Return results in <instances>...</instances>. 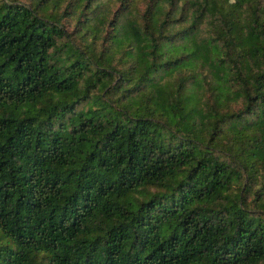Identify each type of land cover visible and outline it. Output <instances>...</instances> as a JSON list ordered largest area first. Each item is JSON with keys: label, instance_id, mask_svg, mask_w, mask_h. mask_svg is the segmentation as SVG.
Listing matches in <instances>:
<instances>
[{"label": "trees", "instance_id": "16d2710c", "mask_svg": "<svg viewBox=\"0 0 264 264\" xmlns=\"http://www.w3.org/2000/svg\"><path fill=\"white\" fill-rule=\"evenodd\" d=\"M143 1L138 63L111 47L132 0L107 22L93 0H0V264H264V0L242 48L210 0ZM207 21L214 56L159 53ZM212 73L227 91L193 105ZM162 80L160 111L134 100Z\"/></svg>", "mask_w": 264, "mask_h": 264}, {"label": "rangeland", "instance_id": "374dc122", "mask_svg": "<svg viewBox=\"0 0 264 264\" xmlns=\"http://www.w3.org/2000/svg\"><path fill=\"white\" fill-rule=\"evenodd\" d=\"M22 4L29 5L35 0H17ZM86 0H79L78 6L82 3H85ZM254 0H210V3L213 7L219 10L226 18L233 19L234 26V35H235V46L236 48H242L251 42L255 36L251 33L252 28L248 29L250 26V15L245 12V5L253 2ZM143 0H132L130 11L124 15V17L119 22V31L120 35L115 32L111 45L113 53L116 55L123 54V61L130 59L131 56L136 57L137 62L141 63L144 60L143 53L145 51V40L139 34V23L137 20V9L143 4ZM185 3V0L179 1V8ZM64 4V3H63ZM61 4V9L63 8ZM77 6V7H78ZM121 6V0H93L92 7L96 9V17L102 18L107 22L109 17L112 16V12ZM165 6L164 2L159 3L158 10ZM261 16L264 17L263 9H260ZM97 19V18H96ZM95 19V20H96ZM75 17L73 14L66 16L63 20V25L69 30L74 29ZM97 21V20H96ZM122 26V27H121ZM102 27H96L94 25H88L78 33L79 40L88 45L89 48H93L94 42L99 44V29ZM118 29V28H117ZM214 33L213 24L208 22L205 25H202L198 31L192 35L187 41L176 40L174 42L162 43L159 47V53L163 57L169 55H177L179 52L186 47L198 46L202 49V55L209 57L217 53V46H212L213 48H206V40L208 37H211ZM124 39H129V43H125ZM78 40V41H79ZM79 41V42H80ZM91 44L92 47H91ZM192 65L191 62L184 63L180 68H188ZM208 80L206 83H195L188 84L183 90V94L188 98L190 103L196 105L204 101L208 95H212L214 99L218 98V95H224L227 91L224 84L219 80L218 76L215 73L208 75ZM170 80V78H167ZM168 89L167 82L162 80L160 84L155 89H149L137 96L134 97L136 101H147L155 107L157 111H160L163 108V99L165 97V92ZM163 92V94L160 93ZM235 105V104H233ZM232 105V106H233ZM192 128L195 133H200L203 131L204 127L201 123L194 122Z\"/></svg>", "mask_w": 264, "mask_h": 264}]
</instances>
